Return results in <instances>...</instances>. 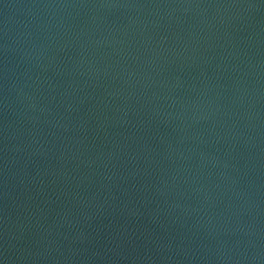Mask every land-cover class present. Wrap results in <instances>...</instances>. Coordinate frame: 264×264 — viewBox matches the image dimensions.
Masks as SVG:
<instances>
[{"label": "water", "instance_id": "obj_1", "mask_svg": "<svg viewBox=\"0 0 264 264\" xmlns=\"http://www.w3.org/2000/svg\"><path fill=\"white\" fill-rule=\"evenodd\" d=\"M0 264H264V0H0Z\"/></svg>", "mask_w": 264, "mask_h": 264}]
</instances>
